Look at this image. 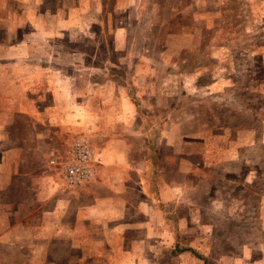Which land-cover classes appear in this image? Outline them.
Wrapping results in <instances>:
<instances>
[{
    "label": "rangeland",
    "instance_id": "obj_1",
    "mask_svg": "<svg viewBox=\"0 0 264 264\" xmlns=\"http://www.w3.org/2000/svg\"><path fill=\"white\" fill-rule=\"evenodd\" d=\"M0 264H264V0H0Z\"/></svg>",
    "mask_w": 264,
    "mask_h": 264
},
{
    "label": "built area",
    "instance_id": "obj_2",
    "mask_svg": "<svg viewBox=\"0 0 264 264\" xmlns=\"http://www.w3.org/2000/svg\"><path fill=\"white\" fill-rule=\"evenodd\" d=\"M97 160L88 141L83 137L77 138L61 164V176L65 186L74 188L90 181L96 171L94 164Z\"/></svg>",
    "mask_w": 264,
    "mask_h": 264
},
{
    "label": "crops",
    "instance_id": "obj_3",
    "mask_svg": "<svg viewBox=\"0 0 264 264\" xmlns=\"http://www.w3.org/2000/svg\"><path fill=\"white\" fill-rule=\"evenodd\" d=\"M96 156L99 158V160L101 161L102 159H103V156L102 155H100V154H96ZM98 172V170H97V168H96V173ZM89 182V181H88ZM87 182V183H88ZM86 184V183H85ZM84 185V184H83ZM86 193V192H85ZM98 202H99V200L96 198V200H95V202H91V203H93V204H91V203H89V204H86V205H84V206H80V209H84V210H86L87 212H88V220H86V221H90V222H94L95 221V218L94 217H92V214H94V212L96 211V210H98V208H97V206L99 205L98 204Z\"/></svg>",
    "mask_w": 264,
    "mask_h": 264
}]
</instances>
